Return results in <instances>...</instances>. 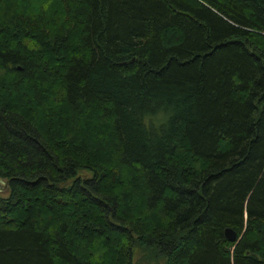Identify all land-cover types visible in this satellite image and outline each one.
<instances>
[{"label":"trees","instance_id":"16d2710c","mask_svg":"<svg viewBox=\"0 0 264 264\" xmlns=\"http://www.w3.org/2000/svg\"><path fill=\"white\" fill-rule=\"evenodd\" d=\"M198 1L0 0V264H264V0Z\"/></svg>","mask_w":264,"mask_h":264},{"label":"rangeland","instance_id":"374dc122","mask_svg":"<svg viewBox=\"0 0 264 264\" xmlns=\"http://www.w3.org/2000/svg\"><path fill=\"white\" fill-rule=\"evenodd\" d=\"M199 2L198 0H195ZM76 177L80 180H86L91 177V173L86 170H78ZM131 264H164L163 260L155 257L151 251H145L138 247L131 249Z\"/></svg>","mask_w":264,"mask_h":264},{"label":"water","instance_id":"95a60500","mask_svg":"<svg viewBox=\"0 0 264 264\" xmlns=\"http://www.w3.org/2000/svg\"><path fill=\"white\" fill-rule=\"evenodd\" d=\"M223 237H224L227 241L232 242V241H234V239H235V233H234L231 229H229V228H225V229L223 230Z\"/></svg>","mask_w":264,"mask_h":264}]
</instances>
